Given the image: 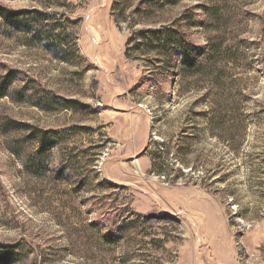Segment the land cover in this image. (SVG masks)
<instances>
[{"label":"rangeland","instance_id":"obj_1","mask_svg":"<svg viewBox=\"0 0 264 264\" xmlns=\"http://www.w3.org/2000/svg\"><path fill=\"white\" fill-rule=\"evenodd\" d=\"M0 6V264H264V0Z\"/></svg>","mask_w":264,"mask_h":264},{"label":"trees","instance_id":"obj_2","mask_svg":"<svg viewBox=\"0 0 264 264\" xmlns=\"http://www.w3.org/2000/svg\"><path fill=\"white\" fill-rule=\"evenodd\" d=\"M29 12L23 11H7L4 7L0 6V16L2 18H19L20 15L27 14ZM143 41L139 44H136L138 49H143L149 47V50L152 51H162L163 49H168L170 51H178L182 53L181 63L183 65V69L189 72H197L200 64L197 60L198 56V48L188 43L184 37L179 34L178 30L173 28H163L160 30H147L142 31ZM131 40V39H130ZM129 40V42H130ZM132 41V40H131ZM4 86L9 85L10 82H3ZM3 87V86H2ZM1 96L5 95V92L0 93ZM57 99V98H56ZM64 101L65 107H71L68 103H71L70 100H61ZM16 123V129H20V124ZM64 132L56 131V130H40L37 128H33L31 133V139L34 142H37V147L35 148L34 159L37 157L47 154L50 152L57 144L61 136ZM32 163V162H31ZM16 252L13 248L0 247V263L12 262L14 258H16Z\"/></svg>","mask_w":264,"mask_h":264}]
</instances>
